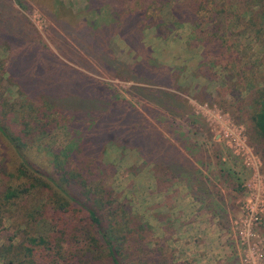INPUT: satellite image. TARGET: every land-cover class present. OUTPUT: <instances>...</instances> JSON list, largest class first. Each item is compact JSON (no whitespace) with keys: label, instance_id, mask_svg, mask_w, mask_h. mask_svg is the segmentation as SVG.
I'll return each mask as SVG.
<instances>
[{"label":"rangeland","instance_id":"374dc122","mask_svg":"<svg viewBox=\"0 0 264 264\" xmlns=\"http://www.w3.org/2000/svg\"><path fill=\"white\" fill-rule=\"evenodd\" d=\"M20 1L0 0V20L12 21L28 40L41 41L70 65L88 71L96 77L101 92L107 85L129 99L197 167L193 169L195 177L184 176L183 180L159 167L157 158L145 163L138 150L107 144L101 159L109 166V185L152 230L153 237L149 236L144 246L145 259L161 264H264V139L252 122L251 106L261 89L264 93V0L241 3L245 5L244 25L233 31L230 43L242 65L237 70L241 74L234 72L233 82H228L229 73L220 65L211 78L206 70L204 74L196 73L203 60V47L187 44L189 31L185 28L176 29L168 38L147 29V48L163 65L182 70L181 89L175 91L184 105L180 101V105L170 106L138 97L135 87L149 85L117 78L91 56L86 57L97 70L81 63L82 50L59 25L68 19L98 20L100 15L93 9L90 15H80L90 0ZM105 4L110 9L114 1L106 0ZM126 4L130 6V1ZM167 18L171 17L167 14ZM113 47L121 61L133 64L140 59L120 36L114 39ZM21 54L19 48L14 58ZM11 56V42L0 34V96L3 101L20 104L19 87L6 68ZM43 59L46 71L37 68L35 76L56 80L37 81L40 89L53 94L81 92L77 85L70 84L68 76L82 72L75 68L68 71L51 56ZM31 112L23 110L24 120H35ZM107 117L116 114L110 112ZM8 119H13L14 129H20L17 117ZM65 122L66 125L64 121L57 122L51 130L33 134L27 144L33 161L49 167L53 153L74 141L68 120ZM19 160L0 133V264H10L14 257L32 259L35 264H101L95 254L87 255V243L72 245L66 240L57 241L55 235L50 237L55 229L54 207L45 191L39 188L29 195L6 199L9 180L4 176L5 164L15 167ZM30 237L50 239L29 253L23 243L26 247Z\"/></svg>","mask_w":264,"mask_h":264},{"label":"trees","instance_id":"16d2710c","mask_svg":"<svg viewBox=\"0 0 264 264\" xmlns=\"http://www.w3.org/2000/svg\"><path fill=\"white\" fill-rule=\"evenodd\" d=\"M105 1L90 0V5L80 11V15L87 16L93 9L100 15L98 20H61L59 26L65 36L82 50L81 63L91 70L97 69L86 56L95 58L117 78L149 85L135 87L138 97L154 100L160 105L183 103L181 95L175 91L181 89L179 77L182 70L163 65L147 48L144 43L147 29H155L161 38H168L176 29L189 31L187 44L203 47V60L196 71L198 75L206 70L207 77L211 78L220 65L229 73L228 82H233L234 72L241 70V59L230 40L233 31L244 25L243 0H113L110 9L106 8ZM127 1H130L128 7ZM256 2L250 0L252 4ZM0 34L11 42L12 56L6 68L22 97L21 103L16 104L3 101L0 96V133L20 159L15 167L5 164L4 176L9 180L6 199L26 196L40 188L48 194V202L54 207L52 222L55 229L48 236L55 235L57 241L66 240L72 245L87 243V255L95 254L101 264H161L145 259L144 246L149 236L153 237L151 227L128 202L116 195L107 181L109 166L104 164L101 156L108 143H116L122 148L138 150L145 163L157 158L155 163L159 167L183 180L184 176L195 177V164L182 148L152 126L133 102L120 96L115 89L105 85L101 92L96 77L70 65L41 41L28 40L12 21L0 20ZM117 36L138 53V61L129 64L117 57L113 47ZM19 48L22 54L15 59ZM47 56L67 66L68 71L75 68L82 72L68 76L70 84L77 85L81 92L53 94L40 89L37 81L56 80L35 76L37 68L46 71L43 58ZM262 90L251 106L254 108L252 122L258 135L264 139ZM21 107L32 110L33 122L24 120L25 108ZM144 107L150 112L147 105ZM110 112L116 117H107ZM9 117H17L20 129H14L11 125L13 119ZM65 119L74 141L60 152L53 153L54 159L49 167L33 161L27 149L29 139L36 131L51 130L57 122L64 121L66 125ZM80 132H84L83 135ZM49 239L30 237L26 247L23 243V248L31 253L35 246L46 244ZM13 246L11 243L10 247ZM10 264L35 262L14 257Z\"/></svg>","mask_w":264,"mask_h":264}]
</instances>
